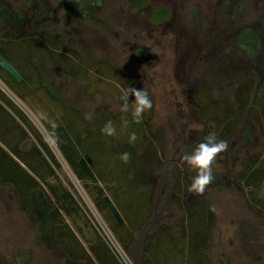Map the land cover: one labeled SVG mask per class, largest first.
I'll return each mask as SVG.
<instances>
[{
    "label": "rangeland",
    "instance_id": "374dc122",
    "mask_svg": "<svg viewBox=\"0 0 264 264\" xmlns=\"http://www.w3.org/2000/svg\"><path fill=\"white\" fill-rule=\"evenodd\" d=\"M64 1L5 0L26 13V29L41 28L60 36L87 61L113 64L149 93L153 108L149 136L161 142L159 158L165 169L161 171L154 160L146 164V181L154 187L156 202L154 229L166 226L173 235L180 234L183 216L168 198L176 170L185 166L190 183L195 175L181 161L203 141L204 125L194 95L211 87L218 96H230L231 83L251 76L243 54L232 42L235 32L259 25L264 0H238L236 8L230 6V0H147L140 11L133 9L134 0H77L73 9ZM153 8H167L170 17L161 24L152 23ZM36 60L52 88L85 118L88 113L103 119L119 112L115 86L64 77L44 56L38 55ZM0 87L45 139L47 132L36 115L45 111L44 106L36 104L32 110L1 82ZM253 101L238 131L227 140L228 149L213 162L212 183L203 194L195 193L209 203L215 216L206 264H264V216L257 214L247 191L237 184V174L250 158L259 156L264 166V130L259 117L264 105L263 80L257 83ZM47 144L60 163L58 176L73 187L93 229L111 233L55 144ZM162 172L167 182L164 190H160ZM259 198L264 200V182ZM161 254H169L170 264H179L172 248L164 246ZM62 260L56 248L40 240L39 223L20 210L11 194L1 190L0 264H63Z\"/></svg>",
    "mask_w": 264,
    "mask_h": 264
},
{
    "label": "trees",
    "instance_id": "16d2710c",
    "mask_svg": "<svg viewBox=\"0 0 264 264\" xmlns=\"http://www.w3.org/2000/svg\"><path fill=\"white\" fill-rule=\"evenodd\" d=\"M75 2L66 0L64 4L73 9L77 6ZM237 2L230 0V6L236 8ZM146 6L147 0L133 1L135 11ZM152 10L150 20L154 24L170 17L167 8ZM33 17L38 19L35 14ZM28 21L25 12L0 0V58L22 79L17 83L0 68V82L30 109L35 110L36 104L44 106L49 118L60 124L56 148L128 258L133 264H170L169 254H161L165 246L176 252L179 264H206L215 216L207 201L188 191L189 172L185 166L176 170L168 198L183 216L181 233L173 235L166 226L154 229L156 202L152 197L154 187L146 181V164L154 160L161 171L165 169L159 158L161 142L152 141L149 136L153 108L143 113L140 123L133 120L131 112L120 111L103 119H86L52 88L36 57L44 56L55 72L64 77H82L90 84L115 86L114 96L119 103L124 89H139L135 81L109 62L87 61L58 35L36 27L26 29ZM232 45L243 54L251 76L231 83L230 96H218L211 87L195 93L198 116L204 125L203 139L212 131L219 140L233 137L254 105L257 83L264 82V15L258 26L235 32ZM0 102L21 130L15 144L7 142L5 149L0 146V191L11 194L20 210L39 223L40 240L58 250L63 264H120L93 229L71 184L58 176L60 163L39 130L1 89ZM259 117L264 130V105ZM124 120L128 121L127 127L123 126ZM107 121H112L116 128L114 136L101 132ZM41 123L47 132L45 123ZM132 132L137 140L130 144ZM25 145L27 148L22 149ZM123 152L131 154L128 163L119 158ZM81 159L90 161L87 168H81ZM260 162L259 156L250 158L237 174V184L247 191L257 214L264 216V200L259 198L264 166ZM163 173L160 190L167 184ZM104 196L113 202L122 224H117L111 216Z\"/></svg>",
    "mask_w": 264,
    "mask_h": 264
},
{
    "label": "clouds",
    "instance_id": "9594fccd",
    "mask_svg": "<svg viewBox=\"0 0 264 264\" xmlns=\"http://www.w3.org/2000/svg\"><path fill=\"white\" fill-rule=\"evenodd\" d=\"M129 97H132L129 102ZM121 103L118 106V110L122 113L131 112V116L136 123H140L143 113L152 108V101L149 93L144 89H136L133 87H127L123 90L121 97ZM37 118L46 125L47 136L45 137L48 143H59V135L57 129L60 124L55 120L49 118L48 114L41 111L36 114ZM93 114H86V119H92ZM123 126H128V121L124 120ZM101 132L107 136H114L116 134V128L112 121H107L101 128ZM137 140V135L132 132L129 136V143H134ZM228 149V142L219 140L217 134L212 131L209 132L202 142L197 143L191 152L185 153L181 157V161L186 163L194 172L195 175L191 177V183L188 187L190 193L203 194L206 187L212 183L214 176L212 171V165L218 154ZM119 158L128 163L131 159L129 152H123Z\"/></svg>",
    "mask_w": 264,
    "mask_h": 264
},
{
    "label": "crops",
    "instance_id": "0c3cea01",
    "mask_svg": "<svg viewBox=\"0 0 264 264\" xmlns=\"http://www.w3.org/2000/svg\"><path fill=\"white\" fill-rule=\"evenodd\" d=\"M0 89L6 94L4 89L1 87ZM7 111V108L0 102V146L3 149H5L7 142L9 144H15L17 142L18 136H20L21 133V130H18L16 124L11 120V118L8 117ZM27 146L28 145H25V147L21 146V148L26 149Z\"/></svg>",
    "mask_w": 264,
    "mask_h": 264
},
{
    "label": "water",
    "instance_id": "95a60500",
    "mask_svg": "<svg viewBox=\"0 0 264 264\" xmlns=\"http://www.w3.org/2000/svg\"><path fill=\"white\" fill-rule=\"evenodd\" d=\"M0 68L4 70L7 74H9L17 83H20L22 81L21 77L16 73V71L1 58H0ZM79 163L81 165V168L85 169L87 168L88 164H90V161H88L87 163L84 159H81ZM103 201L108 211L110 212L111 216L115 220V222L117 224H122L123 219L120 216L119 212L117 211L111 199L108 196H104Z\"/></svg>",
    "mask_w": 264,
    "mask_h": 264
},
{
    "label": "built area",
    "instance_id": "2783aa9c",
    "mask_svg": "<svg viewBox=\"0 0 264 264\" xmlns=\"http://www.w3.org/2000/svg\"><path fill=\"white\" fill-rule=\"evenodd\" d=\"M97 232L120 264H133L111 233L108 234L104 230Z\"/></svg>",
    "mask_w": 264,
    "mask_h": 264
}]
</instances>
